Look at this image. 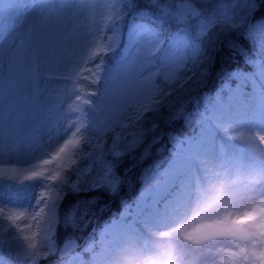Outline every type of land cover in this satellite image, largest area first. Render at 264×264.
Returning a JSON list of instances; mask_svg holds the SVG:
<instances>
[{
  "label": "snow or ice",
  "instance_id": "6c2138e0",
  "mask_svg": "<svg viewBox=\"0 0 264 264\" xmlns=\"http://www.w3.org/2000/svg\"><path fill=\"white\" fill-rule=\"evenodd\" d=\"M116 2L119 7L107 5L112 9L108 17L112 20V34L106 37L107 43L101 42L104 39L102 28H90L88 34L81 37L83 45L79 53L64 65L63 79L71 82L67 95L77 101L82 100L85 105H93L89 97L95 96L96 92L84 91V82H99L101 73L105 71L104 55L119 47L118 22L135 7L134 0ZM148 6L155 8L160 18L189 29L195 25V30L167 36L153 23H140L130 31L129 39L136 46V58L111 78L112 82L119 78L125 86H138L134 91L127 89L126 92L127 106L133 107L136 113L135 117H129L130 121L139 119L156 103L154 81L148 86L140 78L142 63L160 53L161 64L169 69L165 78H172L188 61L198 63L206 58L204 38L217 27L223 32L247 25L248 37L259 56L251 60L254 65L252 75L239 79L245 83L252 82V92L249 94L236 89L227 95L221 93L199 113L200 132L196 138L177 141L179 147L174 145L173 159L164 170L166 181L152 192V203L149 205L142 198L136 205L137 216L144 218V230L136 227V219L125 223L122 216L121 221L89 237L84 250L87 254L85 259L75 252L77 245L74 240L62 249H57L52 241L55 208L64 190L80 191L82 182L79 178L76 182L61 179L57 170L59 164L57 169L49 171L45 168L68 154L75 141L64 136L72 128H75L72 137L80 134L82 126L77 121H65L61 126L57 119L50 121L45 126L46 132L41 134V130L34 126L28 109L22 110L20 101L31 96L26 86L35 80L38 70L50 63V58L66 52L65 33L69 21L78 19L85 9L94 13L95 8L84 2L57 4L51 0H0V85L3 86L0 88V163L7 164L6 158L15 157L18 163L29 164L27 169L0 168V173L5 176L10 173L23 175L34 183L40 182L42 189L31 211L25 209L17 213L11 208L5 211L0 207V215L9 221L27 215L37 224L44 220L46 225L41 236L43 251L37 249L32 237H23L27 241L26 246L21 244L23 264H38L39 258L46 254L60 257L54 264H64L65 257H68L67 264H143L144 261L151 264H264V148L259 147V144H264V20L247 24L249 17L264 7V0H228V3L217 5L211 14L202 12L195 0H180L178 6L169 0H148ZM235 9H240V12ZM217 34L213 32V35ZM166 39L168 48L164 49L162 45ZM108 91L106 87L105 94ZM54 111L59 117V110ZM80 111L85 115L83 109ZM217 132L234 134L232 139L241 142L246 150L236 152L222 145L219 160L204 152L203 145L213 142ZM25 149L31 154V159L20 161ZM250 152L256 155H250ZM156 177L157 173H153L149 178V187ZM48 181L58 183L53 185L46 183ZM119 185L120 180L112 172L111 165L106 166L103 176L92 181V187H106L112 193L118 191ZM216 191H224L241 201L256 200L258 204L235 220L212 221L191 232L173 228L187 218L194 204L206 202L209 194ZM161 192L168 193L170 198L161 196ZM215 211L217 209L210 207L203 215L208 216ZM75 212L73 209L65 218L66 223L75 224ZM167 228L173 230H162ZM179 236L183 239L181 244H169L161 239ZM233 247L236 250L233 251Z\"/></svg>",
  "mask_w": 264,
  "mask_h": 264
},
{
  "label": "rangeland",
  "instance_id": "374dc122",
  "mask_svg": "<svg viewBox=\"0 0 264 264\" xmlns=\"http://www.w3.org/2000/svg\"><path fill=\"white\" fill-rule=\"evenodd\" d=\"M51 2L57 4L84 2L94 7L95 11L94 13H90L85 9L78 19L69 21L65 33L66 52L58 54L55 58H50L51 62L38 70L35 80L31 81L30 84L26 86L31 96H25L21 99V108L22 110L28 109L31 114L30 118L33 120L34 124H38L35 125V127L41 130V134L46 132L47 129L45 126L49 125L50 121L57 119H59L61 126L64 125L65 121H77L78 125L82 126L81 133L79 137L74 140L75 145L69 149L68 154L63 156L58 162L45 166V168L50 171L57 169V164H59L57 170L62 179L64 177V171L68 167V163L71 161L72 156L79 153L77 161L82 164V168L84 167L81 172L82 175H80L82 178L88 177V182L92 186V181L103 176L106 166L111 165L109 156L104 150L109 133L115 132L116 134V141L113 143L112 148L113 154L119 153V155L114 154L117 158L122 157L127 151L132 149L138 141L139 135L137 131H135L136 129H133L138 119L130 121L129 117H135L136 113L133 107L127 106L128 95H126L127 89H133L134 91L138 86L131 84L125 86L119 78H117L115 82L111 80L112 77H115L117 73L122 71L124 65L136 58V46L133 45L129 39L130 31L137 24L153 22V24L156 23L154 25L158 30H162L167 36H175L180 33L188 34L194 31L195 25L189 29L173 21L177 24L178 28L172 32L170 30L172 29V25H164L163 21H159L163 19L160 18V13L155 8H153L154 10H149L152 11L150 13L153 15L141 14L134 18L128 27V34L125 32V22L123 20L118 22L120 27V43L119 47L110 54L118 52L120 56L112 64L108 72L106 71V62L104 61L105 71L101 73V78L98 83H92L94 86L93 88L89 87V82H84V91L89 93L96 92L95 96L89 97L93 100V105H85L82 103V100L77 101L74 97H69L67 95V89L71 87V82L63 79L65 73L64 65L70 58H74V56L79 53L83 45L81 37L88 34L90 28H102L103 32L101 36L104 39L101 42L104 44L107 43L106 37L112 34V20L108 19L112 9L107 7V5H112L113 8L119 7L120 5L116 0H51ZM140 2L144 1L140 0ZM169 2L175 3L178 6L180 0H169ZM195 3L202 12L211 14L217 5L228 3V0H195ZM235 11L239 13L240 9H235ZM216 33H221L219 27ZM124 40H127V45L121 49ZM162 48H168L167 39L164 45H162ZM96 51L99 50L97 49ZM106 55L109 54H105L104 56ZM161 59V54L157 53L155 57L145 60L139 68L140 78L144 81L145 85L151 86V82L153 81L155 84L153 95L156 103H154L152 109L148 111L154 110L153 106L158 103L159 99L169 90L179 86L191 72L192 61H188L174 77L166 79L165 73H167L169 69L161 64ZM242 76H245V74H239L235 83H226L223 85L221 93L227 95L230 91L242 89L243 92L250 94L252 90L246 89L244 87L245 82L239 79V77ZM2 87L3 86L0 85V88ZM106 87L109 89L107 94H105ZM81 95L83 97V92ZM69 105H71V108H69ZM56 109L59 110V117H57L54 111ZM80 109H83L85 115H81ZM144 112L142 114H144ZM85 128L88 129L87 132L84 131ZM74 131L75 128L70 129L69 133L65 134L64 138L70 137L71 133ZM232 135H225L223 132L214 133L213 142L203 145L204 152L214 155L216 159L219 160L220 147L222 145L232 151H245L244 145L239 141L233 140ZM187 140H189V138L185 141ZM259 147L264 148V144H259ZM171 153L172 155L174 154V149ZM249 154L253 156L256 155L251 152ZM6 159H8L9 162L7 164L0 163V168L16 167L18 169H27L29 167L28 163L25 165H23V162L18 163L15 157H8ZM28 159H31V154L25 149L20 156V161H26ZM167 168L162 169L161 165H158V171H152V173L147 176L140 200L143 198L147 204L150 205L152 203V192L158 185L166 181L164 170ZM111 169L115 174L112 166ZM153 173H157V177L155 181L151 182V187H149V178L153 176ZM115 176L118 177L116 174ZM84 180H86V178H84ZM46 183L55 185L58 181H48ZM40 191H42L40 182L34 183L33 181L27 180L25 176H17L15 173H10L8 176L0 173V207H3L5 211L9 208L17 213L24 212L25 209L31 211V207L35 204V198ZM46 195L49 194L46 193ZM160 195L166 199L170 198L168 193L165 192H161ZM59 203L60 201L55 208L56 217ZM257 204L258 201L256 200L241 201L239 197L230 196L224 191L211 192L206 202L200 205L194 204L187 218L180 224L174 225L173 228H183L185 232H191L200 225L211 223L212 221L235 220L243 217L245 213L252 211ZM210 207L217 209V211L208 216L203 215ZM122 216L127 218L131 217L126 223L136 219V227L140 228L142 231L144 230L142 225L144 218L142 216H137V209H135L134 213L125 212ZM196 217H200V219H196ZM57 225L58 221L56 219L52 235ZM45 226L44 220H41V222L37 224L36 221H33L27 215L20 216L19 219H14L12 221L0 215V242L4 244L2 252L6 256V261L0 260V264H23L24 258L21 244L23 243L24 246L27 245V241L23 240L24 236L32 237L33 243L36 244L37 249L41 250V236ZM173 228L162 230L172 231ZM161 239H164L169 244L183 243L182 236ZM229 243L231 242L229 241ZM232 250H236L235 247H233ZM217 259L219 260V258Z\"/></svg>",
  "mask_w": 264,
  "mask_h": 264
},
{
  "label": "trees",
  "instance_id": "16d2710c",
  "mask_svg": "<svg viewBox=\"0 0 264 264\" xmlns=\"http://www.w3.org/2000/svg\"><path fill=\"white\" fill-rule=\"evenodd\" d=\"M143 1L134 0L135 7L129 9L123 17L125 29L134 16L143 12L152 14L148 0ZM262 20L264 7L258 9L250 24ZM175 24L173 28H176ZM124 45L125 42L122 48ZM204 47L206 58L192 64L187 80L164 94L154 106V110L144 112L134 124L139 136L132 149L117 158L113 155L112 148L116 139L115 132L108 134L104 150L120 180L116 193L106 187H92L88 177H84L86 180L81 177L84 167L82 168L76 156L70 162L62 179L76 182L79 178L82 190L73 191L66 188L60 199L57 211L58 226L52 235L57 249L64 248L70 240H74L77 245L75 252L86 259L84 250L89 237L93 235L92 230L95 228V233L98 234L106 226L121 221L120 215L126 210V206L127 210L135 208L147 176L155 171L158 165L169 166L173 159L171 150L174 145L178 146L177 141H184L200 131L197 120L199 111H204L210 106L218 96L221 85L235 81L236 73L245 72L249 75L254 70L251 60L259 56L256 46L248 37L247 25L232 29L223 35L209 33V37L204 39ZM119 56L118 52L104 56L108 68ZM89 87L94 86L89 82ZM246 88H252L250 82ZM73 209L76 210L75 224L66 223L65 218ZM59 259L58 255L46 254L40 260L42 264H54Z\"/></svg>",
  "mask_w": 264,
  "mask_h": 264
},
{
  "label": "water",
  "instance_id": "95a60500",
  "mask_svg": "<svg viewBox=\"0 0 264 264\" xmlns=\"http://www.w3.org/2000/svg\"><path fill=\"white\" fill-rule=\"evenodd\" d=\"M3 246H4V244L2 242H0V257H2V258L4 257L3 252H2Z\"/></svg>",
  "mask_w": 264,
  "mask_h": 264
},
{
  "label": "bare ground",
  "instance_id": "6f19581e",
  "mask_svg": "<svg viewBox=\"0 0 264 264\" xmlns=\"http://www.w3.org/2000/svg\"><path fill=\"white\" fill-rule=\"evenodd\" d=\"M133 129L135 130V128L133 127ZM136 131V130H135ZM75 132V131H74ZM79 134H77L76 136H74V137H72V136H70L72 139H74V138H76L77 136H78ZM33 162H35V163H39V162H37V161H33ZM26 163H24L23 165H25ZM29 165V164H28ZM41 170H43V169H41ZM45 174H47V172H45Z\"/></svg>",
  "mask_w": 264,
  "mask_h": 264
},
{
  "label": "clouds",
  "instance_id": "9594fccd",
  "mask_svg": "<svg viewBox=\"0 0 264 264\" xmlns=\"http://www.w3.org/2000/svg\"><path fill=\"white\" fill-rule=\"evenodd\" d=\"M143 264H151L149 261H144Z\"/></svg>",
  "mask_w": 264,
  "mask_h": 264
}]
</instances>
